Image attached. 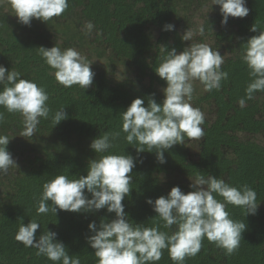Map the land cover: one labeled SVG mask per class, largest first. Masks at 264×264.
<instances>
[{
    "label": "trees",
    "instance_id": "obj_1",
    "mask_svg": "<svg viewBox=\"0 0 264 264\" xmlns=\"http://www.w3.org/2000/svg\"><path fill=\"white\" fill-rule=\"evenodd\" d=\"M0 3V65L43 87L51 110L48 119L41 118L35 135L23 141L11 138L20 136L22 117L0 108L5 112L0 134L9 137L7 150L18 165V169L10 168L0 175V264H53L14 239L19 224L33 219L40 224L37 237L45 229L54 231L69 255H78L81 264H96L94 250L85 239L91 234L87 225L92 221L99 225L102 218L111 219L113 214L101 209L87 214L58 211L38 216L42 184L58 174L69 178L86 175L87 162L95 157L89 147L92 139L104 132H120V112L132 100L142 98L147 106L154 94L156 102H161V89L166 85L155 74L163 55L159 47L182 51L190 43L181 39L186 30L196 33L195 42L219 51L224 57L221 69L228 73V79L221 81L219 90L210 91L194 82L191 103L204 113V136L199 140L186 138L185 145L166 150V163L157 162L156 149L149 153L145 146V152L137 153L139 145L127 144L123 132L113 141L109 153L131 155L136 160L132 189L123 201L125 212L134 223L166 231L146 199L167 195L173 186L190 191L188 176L197 171L223 178L238 188L246 184L256 191V214L244 216L240 207L226 208L232 219L246 225L239 248L226 254L204 239L200 252L186 258L184 264H264V92L255 93L244 106L238 104L250 82L249 69L240 58L241 47L257 34L250 31L254 24L264 30V0H246L248 15L229 17L226 25L221 24L219 6H211V0H68L62 15L46 23L33 19L30 26L18 22L8 0ZM88 21L94 24L91 34L84 28ZM166 23L173 24L174 30L162 31ZM201 25L203 35L198 31ZM54 45L75 48L93 62L91 86L85 90L78 85L64 87L54 79L53 70L36 49ZM111 64L122 65L130 75L115 79L108 70ZM61 108L67 119L53 127L51 116ZM156 264L174 262L165 250Z\"/></svg>",
    "mask_w": 264,
    "mask_h": 264
},
{
    "label": "clouds",
    "instance_id": "obj_2",
    "mask_svg": "<svg viewBox=\"0 0 264 264\" xmlns=\"http://www.w3.org/2000/svg\"><path fill=\"white\" fill-rule=\"evenodd\" d=\"M8 3L18 22L25 26H30L33 19L46 23L62 15L69 6L68 0H8ZM245 3L246 0H211V6H219L222 25L227 24L229 17H246L249 9ZM84 28L86 34H91L94 24L88 21ZM173 30L171 23L162 27V31ZM198 31L204 34L202 25ZM250 31L257 34L241 47L240 58L249 69L250 82L245 97L238 100L240 106L253 99L255 93L264 92V30L254 24ZM195 34L192 30L184 32L181 39L190 43L182 51L164 45L159 47L163 55L155 74L166 85L161 89L160 103L156 102L154 94L148 98L147 106L142 98L132 100L120 112V132H104L92 139L89 147L95 157L88 160L86 175L69 178L58 174L42 184V194L37 201L38 216L56 215L58 211L87 214L101 209L113 214L111 219L102 218L99 225L95 221L87 225L91 234L85 239L94 250L96 264H156L165 250L174 264H184L186 258L200 252L204 239L226 254H232L240 246L246 225L232 219L227 206L240 207L244 216L256 214L257 194L253 188L246 184L238 188L223 178L199 171L188 176L190 191L185 193L179 186H173L167 195L145 200L166 231L158 226H145L144 222L134 223L125 212L123 201L132 189L131 173L136 160L131 155L109 153L113 141L123 132L127 144L139 145L135 148L137 153L145 152V146L149 153L156 149L157 162L166 163V150L174 145H185L186 138L199 140L204 136L201 127L205 122L204 113L191 103L194 82L198 81L204 90L210 91L219 90L221 81L228 79V73L221 69L224 57L209 44L195 42ZM36 49L60 85H78L83 90L92 85L93 62L75 48L54 45ZM48 100L43 87L22 78L19 71L0 65V108L22 117L21 137H33L41 118H49ZM65 119L64 108L55 111L51 116L53 127ZM4 122L5 112L0 111V124ZM9 141L7 135L0 134V175L7 174L10 168L18 169L12 153L7 150ZM38 228L40 224L36 219L27 224L21 222L14 239L25 247L34 248L37 256L53 264H81L78 255H69L56 232L45 229L37 237Z\"/></svg>",
    "mask_w": 264,
    "mask_h": 264
},
{
    "label": "rangeland",
    "instance_id": "obj_3",
    "mask_svg": "<svg viewBox=\"0 0 264 264\" xmlns=\"http://www.w3.org/2000/svg\"><path fill=\"white\" fill-rule=\"evenodd\" d=\"M0 7H2V5H0ZM6 10H7V8H6ZM0 12H1V10H0ZM95 61H97V60H95ZM99 61L103 63L104 59L99 58ZM108 70H110V72L113 73L112 76L115 77V79H121L126 74L128 76L130 75L129 71H127V69L122 67V65H120V64L113 65V66H112V64L108 65ZM11 138L16 139V140H17V138H20L23 141L25 140V137H21V136L18 137L17 135H12Z\"/></svg>",
    "mask_w": 264,
    "mask_h": 264
}]
</instances>
